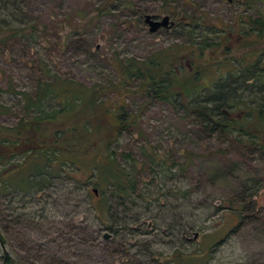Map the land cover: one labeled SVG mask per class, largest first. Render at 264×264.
Wrapping results in <instances>:
<instances>
[{"label":"rangeland","instance_id":"rangeland-1","mask_svg":"<svg viewBox=\"0 0 264 264\" xmlns=\"http://www.w3.org/2000/svg\"><path fill=\"white\" fill-rule=\"evenodd\" d=\"M187 1L16 0L21 26L28 31L27 25H35L30 35L12 34L13 16L0 10V22L8 23L0 26L3 135L20 116L35 112L25 107L20 91L32 94L39 80L56 75L92 86L101 100L118 98L128 116L109 149L134 180L125 198H96L90 189L97 155L73 162H60L45 150L16 155V167L32 174L22 183L16 172L9 176L15 183L0 177V257L7 252L14 264H162L155 258L175 248H202L204 257L195 259L200 264H264V148L245 135L210 131L175 98L132 92V79L126 80L128 91L119 86V97L110 86L120 80V59L143 58L170 45L181 50L188 41L185 29L192 26L198 37L219 40L216 49L205 51L217 79L209 85L221 86L232 115L249 110L225 127L264 129L255 111L239 103L254 98L253 106L264 105V97L258 98L264 38L249 29L251 18L264 20V0ZM147 12L191 18L149 31L142 20ZM201 94L212 95L206 89ZM42 104L59 106L50 95ZM162 156L166 169L158 163Z\"/></svg>","mask_w":264,"mask_h":264},{"label":"trees","instance_id":"trees-1","mask_svg":"<svg viewBox=\"0 0 264 264\" xmlns=\"http://www.w3.org/2000/svg\"><path fill=\"white\" fill-rule=\"evenodd\" d=\"M8 2L11 7L7 6ZM187 3L190 2L187 1ZM3 7L13 16L14 22H11L13 25L10 26L12 34H33L35 30L33 23L27 25L28 31L20 24L22 18L19 13L23 10L16 5V0H0V10ZM189 17L190 15L184 13L179 19L172 20L173 23L185 24ZM250 22L252 27L249 29L255 28L257 36L264 38V20L251 18ZM7 24L6 21L0 22V26ZM185 30L188 41L183 44L181 49L183 51L170 45L151 52L143 58L120 59L117 65L120 80L110 85L116 97L121 95L119 86H122L123 91H128L125 85L126 80L132 79L135 81L132 92L145 93L155 99L168 102L175 98L181 101L187 111L192 112L199 119V122L208 124L210 131L219 130L245 135L249 143H256L260 148H264V129L225 127L229 124H225L227 119L222 115L220 108L228 105L229 102L223 93H219L220 85H209L211 83L208 79H214V74L209 73L211 67L206 62L205 56V51L210 48V45L213 49L218 47L219 40L208 42L203 34L198 37L192 26ZM223 48L225 47L220 49L223 50ZM183 57L189 58L188 65L182 61ZM261 74H263L262 71L258 72V75ZM203 89L211 92L212 95L209 98L203 97L201 94ZM20 93L22 100L26 102L25 107L35 112L28 116H20L12 125L5 127L3 132L6 135H3L0 130V177L7 178L10 184L15 183L16 181L9 176L16 172L19 174L17 181L22 183L32 174L31 170L23 172L24 167L21 165L16 167L18 163L13 162L12 159L16 155L27 156L29 153L45 150L47 156L51 154L52 157H58L60 162H73L77 157H84L91 153L100 157L91 166L95 168L90 189L92 197L97 198L101 195L106 198L108 195L117 198L127 197L130 190H133L134 180L128 177L121 167L122 164L115 160V153L109 149L128 124V116L123 112L118 98L113 101L101 100L94 87H87L68 78L58 79L56 75H53L49 81L39 80L32 94L25 91ZM49 95L59 102V106L51 109L43 106L42 101ZM239 103L254 110L259 118L260 126L264 124V115L260 106H252L246 99ZM234 104L237 105V103ZM120 155L127 158L130 154L121 151ZM165 158L167 157L162 156L158 161L164 169H166ZM74 164L79 168L76 162ZM177 166L179 168L180 164ZM6 172L8 173L5 176ZM92 188H95V191ZM0 243H3L1 235ZM172 251L163 258L155 259L162 264H200V261L195 260L196 257H204L202 248L197 252H184L177 248ZM159 255L158 251L154 257ZM0 258L2 264H14L13 258L7 252H2Z\"/></svg>","mask_w":264,"mask_h":264},{"label":"water","instance_id":"water-1","mask_svg":"<svg viewBox=\"0 0 264 264\" xmlns=\"http://www.w3.org/2000/svg\"><path fill=\"white\" fill-rule=\"evenodd\" d=\"M143 22L147 24V29L153 31L159 26L169 27L173 24V20L169 18L166 13L155 14V13H144L142 16ZM95 191V188H92ZM104 237L108 236V233H103Z\"/></svg>","mask_w":264,"mask_h":264},{"label":"flooded vegetation","instance_id":"flooded-vegetation-1","mask_svg":"<svg viewBox=\"0 0 264 264\" xmlns=\"http://www.w3.org/2000/svg\"><path fill=\"white\" fill-rule=\"evenodd\" d=\"M187 65H188V63H187ZM254 74V73H253ZM212 81H215L214 79H211V78H209L208 79V82H211L212 83ZM261 94L259 95V97L258 98H262V97H264V86H263V88L261 89ZM255 101L254 100V98H250V99H248V101L250 102V101ZM251 104V103H250ZM252 105V104H251ZM253 106V105H252ZM231 106H230V104H228V105H224V106H222L221 108H220V110H221V112L223 113L222 115L223 116H225V119H227L226 121H225V124L227 125V124H230V123H232L234 120L236 121V119H233V117H242V114H243V116L244 115H246L247 114V112L249 111H244V109H240V110H237L235 113H234V115H232L231 113H230V110H229V108H230ZM262 108V114L264 115V105H263V107H261ZM239 129H244V128H239Z\"/></svg>","mask_w":264,"mask_h":264}]
</instances>
